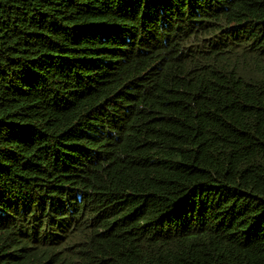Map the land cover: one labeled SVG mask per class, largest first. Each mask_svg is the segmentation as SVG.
Masks as SVG:
<instances>
[{
  "label": "trees",
  "instance_id": "trees-1",
  "mask_svg": "<svg viewBox=\"0 0 264 264\" xmlns=\"http://www.w3.org/2000/svg\"><path fill=\"white\" fill-rule=\"evenodd\" d=\"M0 264H264V0H0Z\"/></svg>",
  "mask_w": 264,
  "mask_h": 264
}]
</instances>
